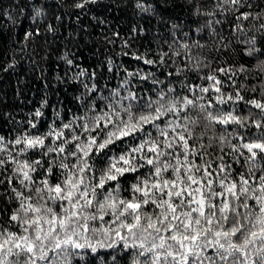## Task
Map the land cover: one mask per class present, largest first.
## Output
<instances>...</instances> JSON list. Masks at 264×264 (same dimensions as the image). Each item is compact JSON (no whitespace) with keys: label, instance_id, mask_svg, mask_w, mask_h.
<instances>
[{"label":"snow or ice","instance_id":"1","mask_svg":"<svg viewBox=\"0 0 264 264\" xmlns=\"http://www.w3.org/2000/svg\"><path fill=\"white\" fill-rule=\"evenodd\" d=\"M90 2L95 0L75 6ZM241 6V0H214L213 10L203 14ZM212 23L220 21L210 20V29ZM234 30L243 31L240 25ZM243 43L251 45L249 56L264 55L255 38ZM257 67L264 74V61ZM230 71L217 69L225 76ZM202 79L210 83L180 85L188 95L166 86L155 99L111 90L59 127L53 123L41 133L40 121H29L35 133L8 140L0 135V185L7 182L8 199L17 202L7 221L17 230L0 225V264H72L73 257L100 248L123 252L130 264H264V85L260 99L245 100L243 86L230 77ZM229 86L233 92L224 91ZM241 102L248 115L239 114ZM205 138L208 145L197 143ZM213 142L227 147L235 163L243 160L247 176L234 177L222 157L206 159Z\"/></svg>","mask_w":264,"mask_h":264},{"label":"trees","instance_id":"2","mask_svg":"<svg viewBox=\"0 0 264 264\" xmlns=\"http://www.w3.org/2000/svg\"><path fill=\"white\" fill-rule=\"evenodd\" d=\"M78 3L84 0H0V135L6 140L23 131L35 133L29 129V121L39 120L41 133L53 123L59 127L116 89L123 96L135 92L138 97L155 99L158 91L173 86L188 95L181 89L182 83L207 86L210 82L202 78L216 75L222 82L230 77L243 86L245 100L261 98L264 74L257 66L264 55L249 56L251 45L243 41L255 38V46L264 50L260 30L264 0H241L239 11H217L214 17L203 14L213 10L214 0H95L83 8H77ZM241 12L252 16L237 20ZM257 14L262 19H253ZM210 20L220 21L212 23L214 31L207 26ZM237 25L243 31H235ZM26 33L32 35L26 38ZM185 43L188 50L182 48ZM241 67L246 71L240 72ZM221 68L232 71L225 76L217 72ZM144 76L148 79H142ZM153 80L163 83L153 84ZM93 85L95 92L90 91ZM252 87L257 91H245ZM224 91L234 89L229 86ZM37 109L43 113L39 118L34 116ZM251 112L258 114L259 110L252 108ZM239 114H249L243 102ZM216 134H222L220 127ZM197 143L208 145L209 141L205 138ZM205 151L206 159L222 157V162L230 164L234 177L236 173L247 176L243 160L235 163L227 147L221 149L213 142ZM196 163L202 161L197 158ZM5 175H11L10 168ZM13 186L19 188L15 180ZM11 195L7 182L0 185V225L15 231L7 223L17 207V202L9 201ZM130 260L123 252L100 248L73 257L72 264H130Z\"/></svg>","mask_w":264,"mask_h":264}]
</instances>
